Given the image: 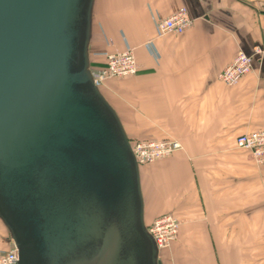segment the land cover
I'll list each match as a JSON object with an SVG mask.
<instances>
[{"label":"crops","instance_id":"crops-1","mask_svg":"<svg viewBox=\"0 0 264 264\" xmlns=\"http://www.w3.org/2000/svg\"><path fill=\"white\" fill-rule=\"evenodd\" d=\"M182 6L192 25L158 36L155 19ZM127 44L139 71L115 79L117 95L107 100L129 138L131 129H150L138 136L182 144L140 166L146 225L165 213L180 220L177 240L158 249L159 260L264 264V166L236 142L264 129V56L255 54L264 47V0H96L92 60L102 63V52ZM241 50L252 56L253 70L226 85L219 75ZM11 244L0 218V248Z\"/></svg>","mask_w":264,"mask_h":264},{"label":"water","instance_id":"water-1","mask_svg":"<svg viewBox=\"0 0 264 264\" xmlns=\"http://www.w3.org/2000/svg\"><path fill=\"white\" fill-rule=\"evenodd\" d=\"M95 2L0 0V218L19 264H162L91 69Z\"/></svg>","mask_w":264,"mask_h":264},{"label":"built area","instance_id":"built-area-1","mask_svg":"<svg viewBox=\"0 0 264 264\" xmlns=\"http://www.w3.org/2000/svg\"><path fill=\"white\" fill-rule=\"evenodd\" d=\"M193 23L188 9L184 6L168 17L155 19V27L158 36L167 33H183ZM150 49L153 43L147 44ZM153 53L155 51L153 50ZM255 54L264 56V47L256 46ZM106 66L93 69L96 84H100L111 78H125L136 75L139 65L134 47L129 44L121 51L105 52ZM253 58L244 51H239L234 60L228 64L220 73V79L229 86L236 85L240 80L250 73ZM237 146L249 151L259 166H264V129L249 131L240 134ZM134 153L140 165L153 163L167 157L182 147L179 141H162L159 139L142 140L132 144ZM148 231L153 237L157 247L163 249L169 247L178 238L180 223L172 213H165L157 217L150 225ZM0 264H19V254L15 243L9 248H0Z\"/></svg>","mask_w":264,"mask_h":264},{"label":"rangeland","instance_id":"rangeland-1","mask_svg":"<svg viewBox=\"0 0 264 264\" xmlns=\"http://www.w3.org/2000/svg\"><path fill=\"white\" fill-rule=\"evenodd\" d=\"M115 79H118V78H111V79H108V80H106L105 82H102L101 84H100V86H101V89H103V91L105 92V94L107 95V97L108 98H111L112 100L115 98V96L117 95H115L114 94V92H113V90H112V82L115 80ZM132 131H133V134H135L133 137L131 136L130 137V140H131V142L135 145V143H137V142H139V141H142V140H148V139H151V138H146V137H140V136H138V135H140V134H147V131H149L150 129H131ZM136 132H137V134H136ZM139 132V133H138ZM137 136V137H136ZM140 137V138H139ZM159 140H162V141H179L180 142V140L178 139V138H176V137H164V138H162V139H159ZM173 154V153H172ZM171 154V155H172ZM171 155H169V156H171ZM169 156H167V157H169ZM167 157H164V158H162V159H165V158H167ZM159 160H161V159H159ZM142 165H144V164H142ZM176 218H177V220L179 221V223H180V220H179V218H178V216L176 215V214H173ZM177 240V239H176ZM175 241V240H174ZM173 241V242H174ZM172 242V243H173ZM167 248V247H166Z\"/></svg>","mask_w":264,"mask_h":264},{"label":"trees","instance_id":"trees-1","mask_svg":"<svg viewBox=\"0 0 264 264\" xmlns=\"http://www.w3.org/2000/svg\"><path fill=\"white\" fill-rule=\"evenodd\" d=\"M103 53L104 52H102L101 54H102V57L105 59V61L104 62H102V63H96V62H94L93 60H92V57H93V55H92V52H91V49H90V57H91V69L93 70V69H97V68H100V67H105L106 66V56L105 55H103ZM101 89V88H100ZM101 91L103 92V94L105 95V97L107 96L106 94H105V92L103 91V89H101ZM107 98V97H106ZM132 143V142H131ZM133 144V143H132ZM141 166V165H140Z\"/></svg>","mask_w":264,"mask_h":264},{"label":"bare ground","instance_id":"bare-ground-1","mask_svg":"<svg viewBox=\"0 0 264 264\" xmlns=\"http://www.w3.org/2000/svg\"><path fill=\"white\" fill-rule=\"evenodd\" d=\"M143 191V190H142ZM159 249V248H158Z\"/></svg>","mask_w":264,"mask_h":264}]
</instances>
